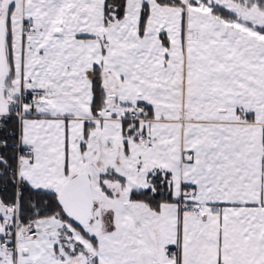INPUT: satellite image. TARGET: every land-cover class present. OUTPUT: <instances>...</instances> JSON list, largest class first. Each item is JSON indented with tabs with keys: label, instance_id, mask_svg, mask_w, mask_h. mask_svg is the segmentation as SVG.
<instances>
[{
	"label": "snow or ice",
	"instance_id": "1",
	"mask_svg": "<svg viewBox=\"0 0 264 264\" xmlns=\"http://www.w3.org/2000/svg\"><path fill=\"white\" fill-rule=\"evenodd\" d=\"M0 264H264V0H0Z\"/></svg>",
	"mask_w": 264,
	"mask_h": 264
}]
</instances>
